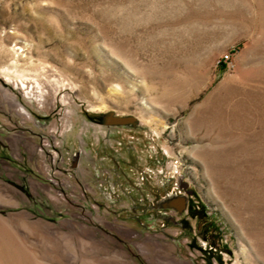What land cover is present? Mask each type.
Returning <instances> with one entry per match:
<instances>
[{
    "label": "rangeland",
    "instance_id": "obj_1",
    "mask_svg": "<svg viewBox=\"0 0 264 264\" xmlns=\"http://www.w3.org/2000/svg\"><path fill=\"white\" fill-rule=\"evenodd\" d=\"M0 264H264V0H0Z\"/></svg>",
    "mask_w": 264,
    "mask_h": 264
},
{
    "label": "built area",
    "instance_id": "obj_2",
    "mask_svg": "<svg viewBox=\"0 0 264 264\" xmlns=\"http://www.w3.org/2000/svg\"><path fill=\"white\" fill-rule=\"evenodd\" d=\"M225 59H227V57H226V56H225ZM95 173H96V175H97V174H99L98 172H95Z\"/></svg>",
    "mask_w": 264,
    "mask_h": 264
},
{
    "label": "bare ground",
    "instance_id": "obj_3",
    "mask_svg": "<svg viewBox=\"0 0 264 264\" xmlns=\"http://www.w3.org/2000/svg\"><path fill=\"white\" fill-rule=\"evenodd\" d=\"M221 100V99H220ZM228 104V103H227ZM217 108V107H216Z\"/></svg>",
    "mask_w": 264,
    "mask_h": 264
}]
</instances>
